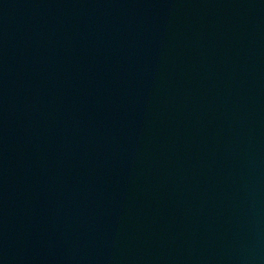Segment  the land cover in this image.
<instances>
[{
	"label": "water",
	"instance_id": "95a60500",
	"mask_svg": "<svg viewBox=\"0 0 264 264\" xmlns=\"http://www.w3.org/2000/svg\"><path fill=\"white\" fill-rule=\"evenodd\" d=\"M0 264H264V0H0Z\"/></svg>",
	"mask_w": 264,
	"mask_h": 264
}]
</instances>
